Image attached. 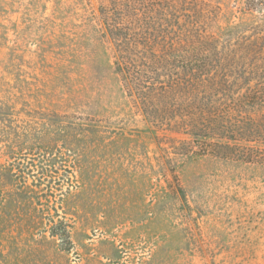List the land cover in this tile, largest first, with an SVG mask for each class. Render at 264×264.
<instances>
[{"label":"rangeland","instance_id":"rangeland-1","mask_svg":"<svg viewBox=\"0 0 264 264\" xmlns=\"http://www.w3.org/2000/svg\"><path fill=\"white\" fill-rule=\"evenodd\" d=\"M110 1L0 0V264H264V139L224 153L146 117ZM185 1L210 71L264 68V0Z\"/></svg>","mask_w":264,"mask_h":264},{"label":"trees","instance_id":"trees-1","mask_svg":"<svg viewBox=\"0 0 264 264\" xmlns=\"http://www.w3.org/2000/svg\"><path fill=\"white\" fill-rule=\"evenodd\" d=\"M185 2L155 0L152 7L139 0L109 2L112 67L123 88L154 124L218 145L224 153L264 139V68L246 70L219 59L210 71L212 39L184 19L193 16ZM175 188L183 195L177 180Z\"/></svg>","mask_w":264,"mask_h":264}]
</instances>
